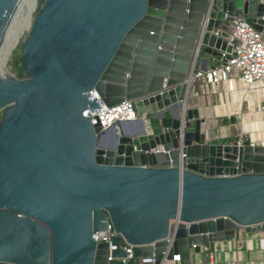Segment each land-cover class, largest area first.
<instances>
[{
    "label": "water",
    "instance_id": "1",
    "mask_svg": "<svg viewBox=\"0 0 264 264\" xmlns=\"http://www.w3.org/2000/svg\"><path fill=\"white\" fill-rule=\"evenodd\" d=\"M236 18L264 32V0H0V264H120L107 219L146 264L264 231V144L181 84ZM96 95L138 116L91 124Z\"/></svg>",
    "mask_w": 264,
    "mask_h": 264
},
{
    "label": "built area",
    "instance_id": "2",
    "mask_svg": "<svg viewBox=\"0 0 264 264\" xmlns=\"http://www.w3.org/2000/svg\"><path fill=\"white\" fill-rule=\"evenodd\" d=\"M228 35V38H223L225 48L219 50V55L213 58L215 64L206 67V69H199L198 67L192 69L189 76L181 83L186 85L191 94H197L199 91L201 94H206L207 97L209 94L220 97L222 94L241 91L243 100L248 101L252 94H262L264 91V32L255 30L248 23L236 18ZM95 99L100 109L91 113L89 109L83 111V115L89 117L91 124L98 122L102 128H106L116 119H134L138 116L132 110V102L129 100H122L107 107L97 95ZM113 233L108 219L104 231L91 233L93 241L107 244V261L118 260L120 264L152 262L151 259L133 257L130 250L131 245L120 235L118 247L124 249L126 255L117 258L110 257V250L115 249V245H110V236ZM169 264L184 263H180L178 255L174 254ZM185 264L202 263L189 262ZM203 264H214V261L209 259Z\"/></svg>",
    "mask_w": 264,
    "mask_h": 264
},
{
    "label": "crops",
    "instance_id": "3",
    "mask_svg": "<svg viewBox=\"0 0 264 264\" xmlns=\"http://www.w3.org/2000/svg\"><path fill=\"white\" fill-rule=\"evenodd\" d=\"M214 64L215 61L212 58L207 62L206 67ZM198 68L203 69L202 61L198 63ZM253 100L256 102L251 108L250 103ZM244 103L247 105L245 112L242 111ZM193 107L198 108L199 113L201 112L202 116L206 118L207 125L211 129L210 137L214 141H228L232 138L231 136L239 135L232 132L228 122L229 117L237 116L243 127V132L240 131L239 137L233 139L250 138L254 144L264 143V91L262 94H252L248 101L243 100L241 91L222 94L220 97L211 94L207 97L206 94H201L198 91L197 94H191L186 100V108ZM226 109L230 111L229 114L225 111ZM221 117L227 118V122L226 124L220 122L221 126L215 130L214 122ZM243 134H247V137H242ZM209 259L213 260L214 264H264V231L246 233L240 230L231 241L214 242L213 251L203 247H200L198 253L190 250L187 263L203 264Z\"/></svg>",
    "mask_w": 264,
    "mask_h": 264
},
{
    "label": "rangeland",
    "instance_id": "4",
    "mask_svg": "<svg viewBox=\"0 0 264 264\" xmlns=\"http://www.w3.org/2000/svg\"><path fill=\"white\" fill-rule=\"evenodd\" d=\"M242 111L243 112L247 111V105H246V103L242 104ZM0 116H1V110H0ZM233 118H234V121L232 123L228 121L229 124H230L229 127L231 128V130H232L233 133H236V134H239L240 135V131L243 132V127L239 123V120H238L237 116H235ZM214 126H215V130H218V128L221 126L220 119H216V121L214 122ZM239 135L238 136H235V135L234 136H231L232 137L231 139H233L235 137L238 138ZM242 137H247V134H243Z\"/></svg>",
    "mask_w": 264,
    "mask_h": 264
},
{
    "label": "bare ground",
    "instance_id": "5",
    "mask_svg": "<svg viewBox=\"0 0 264 264\" xmlns=\"http://www.w3.org/2000/svg\"><path fill=\"white\" fill-rule=\"evenodd\" d=\"M255 102H256V100H253L251 103H250V106H251V108H252V106L255 104ZM225 107H226V105H225ZM217 111H218V109H217ZM220 111V110H219ZM226 112H227V114H229L230 113V111L228 110V109H226L225 110ZM217 113V112H216ZM200 115H202L201 114V112H200ZM206 119V118H205ZM207 121V120H206ZM264 144V143H263Z\"/></svg>",
    "mask_w": 264,
    "mask_h": 264
}]
</instances>
